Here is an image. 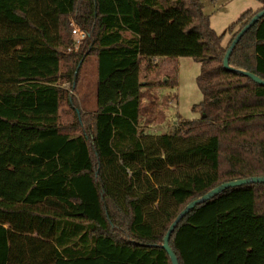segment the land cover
I'll use <instances>...</instances> for the list:
<instances>
[{
  "label": "trees",
  "instance_id": "16d2710c",
  "mask_svg": "<svg viewBox=\"0 0 264 264\" xmlns=\"http://www.w3.org/2000/svg\"><path fill=\"white\" fill-rule=\"evenodd\" d=\"M259 1L224 45L199 0H0V264H172L189 203L264 177V86L223 64ZM180 57L201 65V117L147 132ZM229 64L264 80V16ZM169 244L179 264H264V184L197 205Z\"/></svg>",
  "mask_w": 264,
  "mask_h": 264
},
{
  "label": "rangeland",
  "instance_id": "374dc122",
  "mask_svg": "<svg viewBox=\"0 0 264 264\" xmlns=\"http://www.w3.org/2000/svg\"><path fill=\"white\" fill-rule=\"evenodd\" d=\"M199 1L203 4L204 13L210 17L211 28L218 35L223 36L224 45H227L231 40V35L228 34L229 26L235 23L244 12L248 10L257 11L263 5L259 0H217L215 3L210 0ZM73 39L77 49L80 43L74 35ZM162 60L164 61L158 57L154 62L161 63ZM200 72L201 65L193 58L180 57L176 59L177 85L175 87L166 86L151 92L154 104L151 115L161 113L165 115V118L161 121L162 117L159 116L150 123L152 125L144 126L145 128H143L147 132L155 134L170 132L184 122L195 121L201 117L200 112L193 109L203 100V94L197 84ZM157 75L155 78L158 77L162 80L165 72L160 71ZM93 85L94 79L84 77L81 95H76L79 101L85 97L83 100L89 110L94 106ZM64 87L69 90L70 94H75L70 90L69 84H64ZM145 102L148 103L149 100H145Z\"/></svg>",
  "mask_w": 264,
  "mask_h": 264
},
{
  "label": "water",
  "instance_id": "95a60500",
  "mask_svg": "<svg viewBox=\"0 0 264 264\" xmlns=\"http://www.w3.org/2000/svg\"><path fill=\"white\" fill-rule=\"evenodd\" d=\"M264 16V9L260 12H258L250 21L249 23L242 28V30L236 35V37L234 38V40L232 41L225 57H224V68L227 71H237L240 74H243L247 77H249L251 80H253L255 83L264 86V80L262 78H260L259 76L242 70V69H235L232 66H230L229 64V58L232 54L233 49L235 48L236 44L240 41V39L243 37V35L251 28L253 27L258 21L259 19H261ZM78 115H80V111H77ZM264 184V177H252V178H245V179H240V180H235V181H231L228 183H224L218 187H216L215 189H213L212 191H210L209 193L205 194L203 197L196 199L194 201H192L191 203H189L180 213L179 215L176 217V219L172 222V224L170 225L165 238H164V243H163V248L165 249V251L167 252V254L169 255V258L172 262V264H179L178 258L175 255L174 251L172 250V248L170 247L169 241H170V237L173 233V231L175 230V228L177 227V225L180 223V221L187 215L190 213L191 210H193L197 205L204 203L210 199H212L213 197L217 196L218 194L222 193L223 191L229 189V188H234V187H239L242 185H246V184Z\"/></svg>",
  "mask_w": 264,
  "mask_h": 264
},
{
  "label": "built area",
  "instance_id": "2783aa9c",
  "mask_svg": "<svg viewBox=\"0 0 264 264\" xmlns=\"http://www.w3.org/2000/svg\"><path fill=\"white\" fill-rule=\"evenodd\" d=\"M73 35L77 38V41L80 43L85 35L77 28L73 30Z\"/></svg>",
  "mask_w": 264,
  "mask_h": 264
},
{
  "label": "crops",
  "instance_id": "0c3cea01",
  "mask_svg": "<svg viewBox=\"0 0 264 264\" xmlns=\"http://www.w3.org/2000/svg\"><path fill=\"white\" fill-rule=\"evenodd\" d=\"M165 112V111H164ZM166 114V113H165Z\"/></svg>",
  "mask_w": 264,
  "mask_h": 264
}]
</instances>
